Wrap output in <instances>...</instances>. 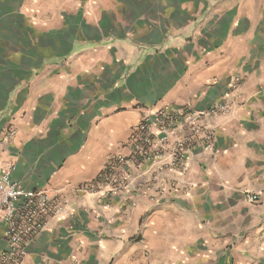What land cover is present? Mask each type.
I'll use <instances>...</instances> for the list:
<instances>
[{"label": "crops", "instance_id": "crops-1", "mask_svg": "<svg viewBox=\"0 0 264 264\" xmlns=\"http://www.w3.org/2000/svg\"><path fill=\"white\" fill-rule=\"evenodd\" d=\"M235 73L233 110L207 118L214 146L184 170H132L126 195L77 189L128 153L141 106L205 109ZM9 162L66 201L21 264H264V0H0Z\"/></svg>", "mask_w": 264, "mask_h": 264}, {"label": "built area", "instance_id": "built-area-1", "mask_svg": "<svg viewBox=\"0 0 264 264\" xmlns=\"http://www.w3.org/2000/svg\"><path fill=\"white\" fill-rule=\"evenodd\" d=\"M241 80L239 73L233 74L227 97L212 102L205 109L173 105L141 106L139 120L128 138V153L112 156L95 178L81 183L77 189L102 196L126 195L132 170L141 172L144 166L150 168L158 163L184 170L192 148H213L216 132L207 118L233 110L234 93ZM14 133V129H9L4 134L5 139L13 137ZM14 170L12 162L0 168V229L3 241L0 264H21L28 244L44 230L47 220L59 216L66 205L63 198L21 185L13 178ZM257 197V194L249 195L252 200Z\"/></svg>", "mask_w": 264, "mask_h": 264}]
</instances>
